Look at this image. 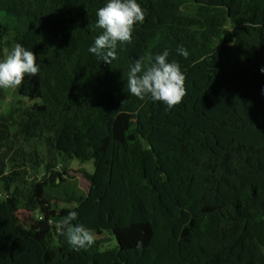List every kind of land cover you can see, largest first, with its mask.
Instances as JSON below:
<instances>
[{
    "label": "trees",
    "instance_id": "trees-1",
    "mask_svg": "<svg viewBox=\"0 0 264 264\" xmlns=\"http://www.w3.org/2000/svg\"><path fill=\"white\" fill-rule=\"evenodd\" d=\"M189 1L137 0L145 20L108 64L89 52L107 0H0V60L20 43L40 69L18 87L31 104L0 114V264H264V0ZM165 49L185 75L171 109L126 88ZM21 139L94 160L88 192ZM71 211L87 249L62 234Z\"/></svg>",
    "mask_w": 264,
    "mask_h": 264
},
{
    "label": "clouds",
    "instance_id": "clouds-1",
    "mask_svg": "<svg viewBox=\"0 0 264 264\" xmlns=\"http://www.w3.org/2000/svg\"><path fill=\"white\" fill-rule=\"evenodd\" d=\"M96 27L102 32L89 48V52L100 57L103 62L111 64L116 58L118 42L131 43L134 26L142 24L146 17L145 10L137 0H107V3L96 12ZM177 52L187 58L185 48ZM170 50L162 53L137 58L127 76V91L132 97L140 100L150 98L154 102H163L171 109L180 104L186 95L185 75L180 65L169 62ZM36 55L20 43L0 60V89L19 87L25 75L35 77L39 72ZM264 72V68L261 69ZM59 170V167H57ZM78 218L76 211H71L60 222L68 244L74 250L87 249L95 243L94 233L83 224H74Z\"/></svg>",
    "mask_w": 264,
    "mask_h": 264
},
{
    "label": "rangeland",
    "instance_id": "rangeland-1",
    "mask_svg": "<svg viewBox=\"0 0 264 264\" xmlns=\"http://www.w3.org/2000/svg\"><path fill=\"white\" fill-rule=\"evenodd\" d=\"M183 10L186 14L194 15L197 11V6L195 3L185 0V3L183 5ZM31 104V101H29L27 98L22 97L19 94L18 87L14 89H0V114H9L12 110L19 106L28 105ZM19 146H21V149L23 152L26 153H32L36 150L46 159V160H53L55 166V170H57V167H59L60 172H63L66 170L67 175L64 176V179L66 180L63 184V189L61 190H69L71 193L75 189H79L83 193H87L89 190L90 182L87 177L84 175V171L88 173H94L95 171V164L94 160L90 161H82L78 158H71L68 156H62V155H55V154H49L47 152L46 146L41 141H24L20 140ZM14 151H9V154H13ZM9 161V158L7 159ZM28 168L32 166L31 163H28ZM46 166L47 164L43 165L42 167H39L35 170H31V175L29 176V183L32 182L36 178H41L44 176V172H46ZM60 193H63L60 191ZM76 205L75 202L73 203H67L65 201H59L58 206L60 209L62 208H69L74 207ZM27 214V209L22 208L20 210V216L24 218ZM116 246V241H110L106 243V248H113Z\"/></svg>",
    "mask_w": 264,
    "mask_h": 264
},
{
    "label": "water",
    "instance_id": "water-1",
    "mask_svg": "<svg viewBox=\"0 0 264 264\" xmlns=\"http://www.w3.org/2000/svg\"><path fill=\"white\" fill-rule=\"evenodd\" d=\"M144 145L146 146V144L144 143Z\"/></svg>",
    "mask_w": 264,
    "mask_h": 264
},
{
    "label": "built area",
    "instance_id": "built-area-1",
    "mask_svg": "<svg viewBox=\"0 0 264 264\" xmlns=\"http://www.w3.org/2000/svg\"><path fill=\"white\" fill-rule=\"evenodd\" d=\"M45 174V173H44Z\"/></svg>",
    "mask_w": 264,
    "mask_h": 264
}]
</instances>
